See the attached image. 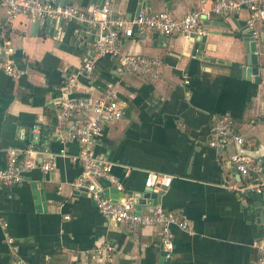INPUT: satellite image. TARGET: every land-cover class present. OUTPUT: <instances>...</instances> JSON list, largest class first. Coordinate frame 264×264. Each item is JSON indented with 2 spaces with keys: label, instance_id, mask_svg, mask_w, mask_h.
Returning a JSON list of instances; mask_svg holds the SVG:
<instances>
[{
  "label": "crops",
  "instance_id": "0c3cea01",
  "mask_svg": "<svg viewBox=\"0 0 264 264\" xmlns=\"http://www.w3.org/2000/svg\"><path fill=\"white\" fill-rule=\"evenodd\" d=\"M65 1L89 10L103 0ZM106 1L127 17L143 7L181 17L215 2L171 0L168 9L163 0ZM249 16L247 9L212 16L206 24V42L196 55L188 43L191 39L183 34L157 40L155 31L136 29L122 39L120 51L160 57L159 77L149 80L124 74L118 60L109 55L97 57L93 73L87 74L94 40L85 41L86 49L80 36L75 38L78 44L71 42L75 30L85 29L90 35L85 26L65 22L69 33L62 39L56 34L57 23L46 29V23L38 24L24 14L9 18L0 3V168L9 147L34 143L54 152L61 149L58 137L66 129L57 126V100L69 75L77 77V97L95 99L116 87L123 116L105 125L94 152L109 161L124 191L104 180L98 184L116 200L143 189L148 170L171 175L170 185L165 190L154 187L161 194L151 203H138V209L146 212L162 205L189 220L195 232L190 235L173 226L175 248L166 256L159 227H144L135 238L127 225L105 218L86 190L73 188L82 170L71 157L79 151V143L73 140L67 144L69 155L57 157L48 173L36 168L20 184L0 187V264H17L7 233L21 256L35 264H256L253 242L262 233L264 193L226 187L231 176L244 184L229 162L232 153L244 150L264 157V55L258 61V78L243 69L246 42L242 36ZM256 30L258 47L264 46V21ZM7 42L14 48L10 58L21 70L17 78L1 68ZM214 113L231 117L245 136L254 139V147L210 148ZM35 125L41 135L37 143L29 138L32 132L38 135ZM104 243L115 247L112 261L96 254Z\"/></svg>",
  "mask_w": 264,
  "mask_h": 264
},
{
  "label": "built area",
  "instance_id": "2783aa9c",
  "mask_svg": "<svg viewBox=\"0 0 264 264\" xmlns=\"http://www.w3.org/2000/svg\"><path fill=\"white\" fill-rule=\"evenodd\" d=\"M6 9L9 18L24 14L34 20L45 21L50 18H59L67 23L83 25L95 37L94 56L85 65L87 74H92L96 58L109 55L115 57L124 74H134L149 80L159 77V68L162 59L158 56L144 54H126L120 51V44L124 37H131L135 30L155 31L161 35L183 34L191 40L207 34L205 19L214 15H230L242 9L249 11L247 26L253 30V38L258 39L257 24L264 21V0H215L210 7H202L187 12L184 16H174L170 11L148 13L140 9L135 15L127 17L114 10L109 1L95 5L89 10L81 9L72 4H61L47 0H0ZM6 56L1 68L14 78L21 75L20 68L12 62L10 54L14 48L10 42L6 44ZM189 83V79L184 81ZM78 84L76 75H69L60 90L61 101L56 110L57 126L60 130L66 129L58 137L62 147L54 152L41 148L34 143L27 147H9L5 150V165L0 168V187L8 188L20 184L27 172L39 168L48 173L54 168L55 159L67 156V144L76 140L79 151L71 156L81 167L80 175L72 183L78 191L86 190L93 199L97 210L105 217L128 226L135 238L140 236L144 227H159L160 241L164 251L169 256L175 248L173 226L186 231L190 235L195 232L189 220L176 212L156 205L145 213L137 212L133 197L113 199L106 194L99 181H107L118 191H124L121 178L111 168L109 161L100 158L94 152V145L101 136L105 125L119 120L123 110L119 102L118 89L109 87L102 95L95 99L75 96ZM39 134V126L35 125ZM254 139L245 136L234 124L228 115L212 114L210 116L208 145L214 150H224L235 146L252 149ZM229 162L236 165L244 184L239 185L233 176L226 187L230 190L252 191L259 195L264 193V157L253 155L248 151H235L229 156ZM172 176L154 170L146 172V186L162 189L161 185L169 186ZM68 217V216H66ZM3 226L7 223L3 221ZM10 245L11 256L17 264H35L20 254L15 239L6 234ZM257 251L256 264H264V218L261 236L253 242ZM96 254L105 261H112L115 256L114 245L104 243L97 247Z\"/></svg>",
  "mask_w": 264,
  "mask_h": 264
},
{
  "label": "water",
  "instance_id": "95a60500",
  "mask_svg": "<svg viewBox=\"0 0 264 264\" xmlns=\"http://www.w3.org/2000/svg\"><path fill=\"white\" fill-rule=\"evenodd\" d=\"M47 1H52L55 3H61V4H69L67 3L65 0H47ZM106 0H103L102 3H104ZM166 5L167 8L170 9L171 8V4L172 1L171 0H163ZM99 3V4H102ZM147 7H149L150 2L147 1ZM144 10H146L148 13H151L152 11L146 7H143ZM36 23L38 24H45L46 23V29H50V25L51 23L55 24L57 23L58 25V30L56 31V34L59 35L60 38L64 39L67 34L69 33V29L66 27H64V20L59 19V18H50L47 19L45 21H39L36 20ZM205 24H210V20L205 19L204 20ZM52 31V29H51ZM54 32V30H53ZM91 35V34H90ZM89 34H87L86 30L83 29L82 31L80 30H75L73 32V37H71V42L74 41L76 42V44H78V40L75 41L78 36L81 37V41L84 44L83 48H87L85 46V41L90 38L91 40H95V37L93 35L90 36ZM83 37V38H82ZM153 37L157 40L162 39V35L159 34L158 32H154ZM242 39L245 40L246 42V55H245V62L243 65V69L246 72V74L248 76H258V70H259V66H258V61L259 58L262 56V54L264 55V46L258 47V42L256 39L253 38V30L247 28L245 30H243V36ZM206 42V35L202 36V37H197L195 40H189L188 43L191 45V47H194L193 49V54L196 55L198 53V51L200 50V47L202 44H204ZM206 60H211V61H215V59L213 57H206ZM222 62V61H220ZM258 78V77H257ZM61 98L59 97V99L57 100V102H60ZM40 134L38 135H34L33 132L32 134H30V139H34V141L37 143L40 140ZM234 167V171L239 175L238 170L236 168V165H233ZM162 189L165 190L166 186L161 185ZM161 193L158 192L156 193L154 191V186H150L147 187L145 186L143 189L137 190L135 192H131V196L133 197V202L135 205V209L137 210V212H141L138 209V203L143 204V203H151L152 199L157 198ZM147 212V211H146ZM141 213H145V212H141ZM163 254H165L167 256V252L163 251Z\"/></svg>",
  "mask_w": 264,
  "mask_h": 264
}]
</instances>
